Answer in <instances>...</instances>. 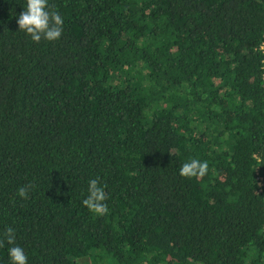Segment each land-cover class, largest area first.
Here are the masks:
<instances>
[{"label":"trees","instance_id":"1","mask_svg":"<svg viewBox=\"0 0 264 264\" xmlns=\"http://www.w3.org/2000/svg\"><path fill=\"white\" fill-rule=\"evenodd\" d=\"M25 8L0 0V264H264V0H49L39 43Z\"/></svg>","mask_w":264,"mask_h":264},{"label":"clouds","instance_id":"2","mask_svg":"<svg viewBox=\"0 0 264 264\" xmlns=\"http://www.w3.org/2000/svg\"><path fill=\"white\" fill-rule=\"evenodd\" d=\"M17 24L19 30L28 34L34 42L39 43L42 39L51 42L61 37L64 20L57 11L49 10V0H26V8L19 14ZM208 170L207 161L193 158L180 167L179 174L188 179H200L208 173ZM30 187L31 185L20 187L17 194L21 198L27 199ZM107 198L105 188L99 186V179L97 178L89 181L88 196L82 203L90 212L97 216H104L108 212V206L105 202ZM4 238L8 244L14 245V229L9 227L4 233ZM3 244L4 240H0V246ZM9 258L11 264H27L28 260L20 246L9 248Z\"/></svg>","mask_w":264,"mask_h":264}]
</instances>
